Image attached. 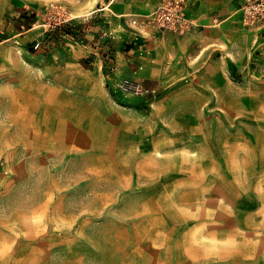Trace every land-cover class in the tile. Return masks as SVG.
Here are the masks:
<instances>
[{
    "label": "rangeland",
    "instance_id": "374dc122",
    "mask_svg": "<svg viewBox=\"0 0 264 264\" xmlns=\"http://www.w3.org/2000/svg\"><path fill=\"white\" fill-rule=\"evenodd\" d=\"M23 5L25 18L15 13ZM99 8L98 0H0V264H260L264 114H205L201 130L150 121L127 146L83 128L87 115L69 111L94 74L79 71L76 49ZM37 93L59 104L61 127L47 128L45 114V129L16 131L14 104ZM153 98L129 102L144 111ZM128 157L129 169H99Z\"/></svg>",
    "mask_w": 264,
    "mask_h": 264
},
{
    "label": "crops",
    "instance_id": "0c3cea01",
    "mask_svg": "<svg viewBox=\"0 0 264 264\" xmlns=\"http://www.w3.org/2000/svg\"><path fill=\"white\" fill-rule=\"evenodd\" d=\"M184 1L185 13L194 25L177 35L132 23L150 13L161 0H98L100 13L85 25L82 36L87 40L76 49L79 71L94 74L85 88L73 92L74 98L84 100L69 111L87 115L83 128L108 131L111 143L123 139L127 146L125 139L136 135L140 139V131L145 128L141 124L150 121L163 129L201 130L205 128V114H219L221 110L264 114V21L245 25L242 0ZM22 12L24 18L29 14L25 5L15 10L17 15ZM36 25L25 32L33 33ZM43 32L37 29V34ZM123 80L156 88L157 94L146 110L129 101L149 97L123 91L118 87ZM53 81L52 88H57ZM108 87L117 93L115 97L120 95L119 100L113 98ZM37 94L31 97L35 101L27 99L21 107L14 104L20 109L13 113L16 131L27 130L33 135L45 129V114L52 116L53 125L47 128L61 127L59 104L46 101L43 93ZM114 101L117 105L112 104ZM141 116L147 120L142 122ZM62 124L69 129L81 128L75 121ZM135 128L137 134L132 135L129 131ZM108 150L113 151L111 147ZM124 161L129 165H118L110 158L102 161L99 169L105 170L109 163L114 166L110 170L129 169L134 159ZM255 256L264 264L263 250Z\"/></svg>",
    "mask_w": 264,
    "mask_h": 264
},
{
    "label": "built area",
    "instance_id": "2783aa9c",
    "mask_svg": "<svg viewBox=\"0 0 264 264\" xmlns=\"http://www.w3.org/2000/svg\"><path fill=\"white\" fill-rule=\"evenodd\" d=\"M185 8L184 0H161L160 4L150 13L133 19L132 23L152 27L160 33L170 32L182 35L194 25L192 19L186 15ZM240 10L245 24L264 21V0H242ZM118 87L135 95L155 97L157 94L156 88L147 87L136 81L123 80L118 84Z\"/></svg>",
    "mask_w": 264,
    "mask_h": 264
},
{
    "label": "trees",
    "instance_id": "16d2710c",
    "mask_svg": "<svg viewBox=\"0 0 264 264\" xmlns=\"http://www.w3.org/2000/svg\"><path fill=\"white\" fill-rule=\"evenodd\" d=\"M26 16H28V15H26ZM26 16H25V17H26ZM28 20H29V19H27L26 21H28Z\"/></svg>",
    "mask_w": 264,
    "mask_h": 264
}]
</instances>
